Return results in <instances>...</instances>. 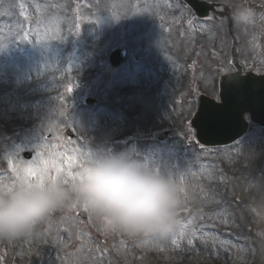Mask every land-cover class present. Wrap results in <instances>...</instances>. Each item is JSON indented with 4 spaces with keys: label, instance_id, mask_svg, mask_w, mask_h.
I'll return each mask as SVG.
<instances>
[{
    "label": "rangeland",
    "instance_id": "obj_1",
    "mask_svg": "<svg viewBox=\"0 0 264 264\" xmlns=\"http://www.w3.org/2000/svg\"><path fill=\"white\" fill-rule=\"evenodd\" d=\"M161 2L0 0V130L20 121L16 134L0 132V171L6 173L0 175V185L11 187L22 180L41 179L70 184L89 155H125L173 179L182 190L179 210L187 207L190 154L193 152L198 161L202 158L196 145L191 147L192 131L187 126L195 106L190 80L183 89L186 55L194 48L192 36L183 32L189 45L179 38L178 63L161 60L166 66L161 68L162 77L176 66L181 70L168 94L141 88L143 82L153 80L143 72L129 75L131 79L123 78L128 74L124 71L112 79L107 76L111 51L123 42L127 31H138L140 23L155 26L163 11ZM168 25L166 18L158 23L160 31H152L159 47L163 46L161 36L171 35ZM218 32L208 33L215 46ZM148 46L143 42L141 49L146 51ZM158 54L159 50L155 51L156 60ZM229 66L225 61L227 70ZM214 70V78L211 71L207 76L204 93L217 97V75L224 69ZM69 87L73 91L69 92ZM87 97L97 100L96 105L85 107ZM154 110L159 121L146 126L142 120ZM124 112L134 115L126 117ZM115 119L117 123H113ZM166 122L172 127V141L153 142L155 131ZM67 128L76 139L65 134ZM132 133L135 140L129 146L117 144ZM21 149L34 151V159L26 161ZM37 152L42 154L39 158ZM253 159V244L248 240L247 246H241L245 249L240 248L243 254L238 264H264V162L260 157ZM56 210L61 218L53 220L49 215L26 235L0 239V264H187L190 231L186 221L165 236H129L105 230L87 210L88 221L82 222L77 213L83 208ZM20 240L23 247L18 246ZM203 241L208 242L205 247L209 251L214 250V237Z\"/></svg>",
    "mask_w": 264,
    "mask_h": 264
},
{
    "label": "clouds",
    "instance_id": "obj_2",
    "mask_svg": "<svg viewBox=\"0 0 264 264\" xmlns=\"http://www.w3.org/2000/svg\"><path fill=\"white\" fill-rule=\"evenodd\" d=\"M181 202L180 186L158 169L125 155H89L70 184L0 185V239L30 233L65 206L89 211L108 231L165 236L176 227Z\"/></svg>",
    "mask_w": 264,
    "mask_h": 264
},
{
    "label": "flooded vegetation",
    "instance_id": "obj_3",
    "mask_svg": "<svg viewBox=\"0 0 264 264\" xmlns=\"http://www.w3.org/2000/svg\"><path fill=\"white\" fill-rule=\"evenodd\" d=\"M222 3L229 5L222 8V15L228 18V22L220 31H260V36L264 38V0H246V3L238 2L237 0L222 1ZM251 9V16L248 20H239L237 17L243 11ZM217 31L216 28L213 29Z\"/></svg>",
    "mask_w": 264,
    "mask_h": 264
},
{
    "label": "water",
    "instance_id": "obj_4",
    "mask_svg": "<svg viewBox=\"0 0 264 264\" xmlns=\"http://www.w3.org/2000/svg\"><path fill=\"white\" fill-rule=\"evenodd\" d=\"M262 82V81H260ZM225 84V92L227 95L224 97L225 104L222 106H215L214 103H210L208 100H203L200 102L201 108L211 109L212 111H208L211 114H215L218 108H243L236 115L238 119H241L242 113L244 110H249L250 101L258 94V87L253 85V79L248 81V84L245 85V82L240 80H228ZM253 87L255 93L253 94ZM260 93V91H259ZM234 96V98H232ZM235 121V117H231L230 124H233Z\"/></svg>",
    "mask_w": 264,
    "mask_h": 264
},
{
    "label": "snow or ice",
    "instance_id": "obj_5",
    "mask_svg": "<svg viewBox=\"0 0 264 264\" xmlns=\"http://www.w3.org/2000/svg\"><path fill=\"white\" fill-rule=\"evenodd\" d=\"M240 17H242V18L245 19V20L248 18L247 15H244V14H241ZM68 91L71 92V91H73V89H72L71 87H69V88H68ZM20 151H24V150L21 149ZM41 155H42V154H41L40 152H37V157H38V158H39ZM28 171L31 172L32 169L29 168ZM57 171L59 172V169H57ZM69 175H71V173H69ZM42 180H43V179H41L40 181H42Z\"/></svg>",
    "mask_w": 264,
    "mask_h": 264
}]
</instances>
